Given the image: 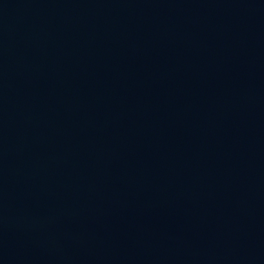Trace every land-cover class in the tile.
I'll return each instance as SVG.
<instances>
[{
    "label": "water",
    "instance_id": "95a60500",
    "mask_svg": "<svg viewBox=\"0 0 264 264\" xmlns=\"http://www.w3.org/2000/svg\"><path fill=\"white\" fill-rule=\"evenodd\" d=\"M0 264H264V0H0Z\"/></svg>",
    "mask_w": 264,
    "mask_h": 264
}]
</instances>
